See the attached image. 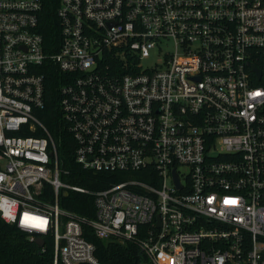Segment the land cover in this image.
<instances>
[{
    "label": "built area",
    "instance_id": "2783aa9c",
    "mask_svg": "<svg viewBox=\"0 0 264 264\" xmlns=\"http://www.w3.org/2000/svg\"><path fill=\"white\" fill-rule=\"evenodd\" d=\"M42 9L0 0L1 216L51 236L53 264H112L86 226L134 240L138 264H264V0H59L57 50ZM51 62L76 161L123 174L107 187L62 178L37 112Z\"/></svg>",
    "mask_w": 264,
    "mask_h": 264
},
{
    "label": "trees",
    "instance_id": "16d2710c",
    "mask_svg": "<svg viewBox=\"0 0 264 264\" xmlns=\"http://www.w3.org/2000/svg\"><path fill=\"white\" fill-rule=\"evenodd\" d=\"M58 4L59 0H43L40 15V29L44 35L46 48L50 50H57L61 41L60 22L57 16ZM43 72L46 75V104L37 112L56 140L62 178L92 190L107 187L122 179L123 174L119 171L84 168L76 161L75 141L60 121V87L65 82V72L52 62L43 68ZM48 190L52 193L50 187ZM62 205L80 214L92 217L96 214L94 196L91 193L70 190L62 196ZM85 235L95 243L96 255L104 262L138 264L142 256L140 247L134 240L122 241L116 237L102 238L97 236L89 226L85 228ZM52 244V237L45 236V249L42 250L36 239H30L17 224L6 221L0 214L1 264H53Z\"/></svg>",
    "mask_w": 264,
    "mask_h": 264
},
{
    "label": "water",
    "instance_id": "95a60500",
    "mask_svg": "<svg viewBox=\"0 0 264 264\" xmlns=\"http://www.w3.org/2000/svg\"><path fill=\"white\" fill-rule=\"evenodd\" d=\"M36 242L40 245V246H42L43 244H44V238H43V236H38L37 238H36Z\"/></svg>",
    "mask_w": 264,
    "mask_h": 264
}]
</instances>
